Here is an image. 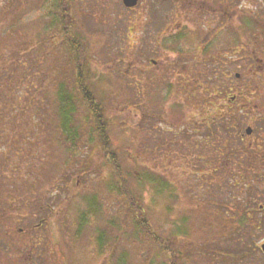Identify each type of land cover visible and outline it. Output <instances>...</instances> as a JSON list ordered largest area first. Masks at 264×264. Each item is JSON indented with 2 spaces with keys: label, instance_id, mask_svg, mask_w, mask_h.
I'll use <instances>...</instances> for the list:
<instances>
[{
  "label": "rangeland",
  "instance_id": "374dc122",
  "mask_svg": "<svg viewBox=\"0 0 264 264\" xmlns=\"http://www.w3.org/2000/svg\"><path fill=\"white\" fill-rule=\"evenodd\" d=\"M203 1L221 11L215 0ZM241 5L243 15L235 10L231 21H264V0ZM64 6L74 23L71 41L83 46L84 61L65 35L64 43L57 36L56 0H0V212L5 198L13 196L16 205L5 209L26 214L22 217L32 222L47 216L49 207L63 205L64 264H264L259 250L264 211H257L264 205V165L253 164L254 154L245 151L248 144L240 149L235 113L222 152L219 139L218 149L200 153L189 144V134L186 139L175 135L190 114L186 90L143 87L151 76L144 70L148 56L172 58L175 52L166 44L174 40L187 47L189 39L179 34L193 21H168L178 10L174 0H139L135 10L121 0H64ZM208 17L217 18L212 12L197 14L195 20ZM177 23L181 29L174 31ZM152 36L162 50L137 49ZM80 63L103 102L111 149L129 188L141 197L144 212L137 219L119 194L111 157L100 148L99 131L92 129L85 105L79 104L74 116L76 138L67 140L68 133L60 130V79L75 100L71 82ZM255 92L247 98L255 107L252 124L262 135L255 144L264 146V86ZM248 204L256 206L254 217L262 222L252 234L253 244L246 246L245 238L246 243H237L233 229L250 231L244 220ZM147 226L160 246L146 235ZM162 241L172 242L173 255L162 249Z\"/></svg>",
  "mask_w": 264,
  "mask_h": 264
},
{
  "label": "flooded vegetation",
  "instance_id": "af4514ba",
  "mask_svg": "<svg viewBox=\"0 0 264 264\" xmlns=\"http://www.w3.org/2000/svg\"><path fill=\"white\" fill-rule=\"evenodd\" d=\"M138 2L125 7L135 10ZM174 2L178 10L168 21H193L191 29L179 34V38L189 39V45L182 48L177 41H170L166 48L175 52L172 58L148 56L144 70L150 72L151 76L145 78L143 87L149 89L155 85L186 90L188 97L185 94L184 97L188 98L190 114L187 120L180 121L181 128L175 135L186 139L189 134V144L200 153L218 149L214 144L219 139L222 140V152L225 146L223 138L229 135L228 128H231L233 120L231 114L235 113V119L240 121V126L234 130L240 149L244 150L245 144H248L245 151L254 154L253 164L257 167L264 165V146L255 144L256 137L262 136L252 124L256 120L255 107L250 105L247 98L254 96L255 91L264 86V21H242L241 18L231 21L236 16L235 10L243 13V0H215V5L221 9L219 13L213 4L206 5L203 0ZM212 12L217 18L195 20L197 14L207 17ZM174 29L180 30L181 24H175ZM131 46L128 44V51L132 50ZM162 47L160 40L152 36L142 40L137 49L152 53L155 48L162 50ZM136 84L134 82L132 85ZM198 133L200 136H197V140ZM158 142L156 140L154 144L159 150L162 145ZM176 143L180 147L183 142L178 139ZM257 179L260 177L256 176ZM16 201V196L8 197L1 206L0 264H64L63 205L60 210L49 207L47 216H51L45 214L32 222L28 217H22L26 214H12L11 209H5L7 204L10 207L16 205ZM261 210L264 211V205L260 203L257 211Z\"/></svg>",
  "mask_w": 264,
  "mask_h": 264
},
{
  "label": "trees",
  "instance_id": "16d2710c",
  "mask_svg": "<svg viewBox=\"0 0 264 264\" xmlns=\"http://www.w3.org/2000/svg\"><path fill=\"white\" fill-rule=\"evenodd\" d=\"M56 5L58 8V13L57 16L59 17V21H53V26L57 25L56 28H58V35L59 37H62V41L64 43V35L66 36V39L68 41V44L70 45L72 51L74 52L75 56H79L80 60L84 61L86 60V56L84 55L83 51V46L78 43L77 41H71L74 40V37L71 35V29L74 27V23L72 22V18L70 13H66L65 11L69 10V6H64V0H56ZM65 18V19H64ZM68 18V19H66ZM73 23V24H72ZM65 33V34H64ZM66 40V42H67ZM65 42V43H66ZM26 47V46H25ZM81 67L75 66L73 69V78H72V86L75 89V96L76 99L73 100L72 96L67 93L65 90L64 80L60 79V82H62L59 85V88L57 90V98H58V108H59V116L61 117V123H60V130L63 133H68L65 134V139L67 140H72L76 138V134L74 131L76 130L75 124L73 125V120L74 116L77 112V108L80 105H85L86 110L88 112L90 121L92 123V129H97L99 131V143H100V148L103 150L104 153H106L107 157H111V162L113 166V174L115 175V178L118 183V190L120 196L125 198V201L128 203L127 206L128 208L131 209L133 212L134 218L137 219V216L139 213L144 212V208L141 202V197L136 195L135 188L132 191L129 188L128 185V179L126 176H124V172L122 170V167L118 160L115 157L114 152L111 149V144L108 138L106 137L104 133V121H103V116H104V109H103V102L101 100H98L91 89L89 85V81L86 78V68L82 67V63H80ZM71 96V97H70ZM78 104V105H77ZM106 123V122H105ZM114 157V158H113ZM110 162V159L108 160ZM252 186V185H251ZM252 205L256 204L255 197L250 200ZM251 204H248L247 210L244 213V220L248 221V229L250 231H244L242 230L241 232H237L236 228L233 229L235 230L234 232L238 234L239 241L237 243H246V246L249 244H253V238H251L253 235L256 234L258 231V227L261 224V220H259L257 217H254L256 214V206H252ZM144 221V220H143ZM237 225L240 227V222L237 221ZM139 225H143L142 223H138ZM145 226V224L143 225ZM142 229V228H141ZM145 230V229H144ZM146 235L148 234L151 236L152 240L157 243L158 246L161 244V240L157 238L156 234L152 231V229L149 228V226L146 227ZM243 237V238H242ZM246 239V242L244 240ZM251 238V239H250ZM164 248L163 250L167 251L169 249L168 254H174V249L172 248V242H167V241H162ZM222 255H225V253H222ZM172 260V258L170 257ZM225 259V258H224ZM172 262V261H171Z\"/></svg>",
  "mask_w": 264,
  "mask_h": 264
},
{
  "label": "water",
  "instance_id": "95a60500",
  "mask_svg": "<svg viewBox=\"0 0 264 264\" xmlns=\"http://www.w3.org/2000/svg\"><path fill=\"white\" fill-rule=\"evenodd\" d=\"M136 1H137V0H122V3H123V5L126 6V7H131V6H133V5L136 4ZM260 248H261L262 252H264V243H262V244L260 245Z\"/></svg>",
  "mask_w": 264,
  "mask_h": 264
}]
</instances>
